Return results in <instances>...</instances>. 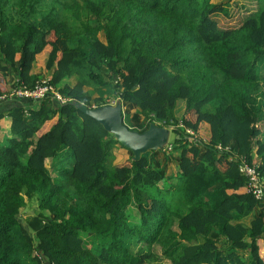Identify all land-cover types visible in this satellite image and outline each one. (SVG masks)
<instances>
[{"label":"trees","instance_id":"16d2710c","mask_svg":"<svg viewBox=\"0 0 264 264\" xmlns=\"http://www.w3.org/2000/svg\"><path fill=\"white\" fill-rule=\"evenodd\" d=\"M260 2L0 0V93L33 85L41 63L48 71L39 77L70 98L29 100L5 113L0 264H264V203L215 149L229 144L264 173ZM85 84H110L112 96L134 105L122 112L130 128L181 121L198 134L206 125L208 140L200 146L175 128L174 173L152 150L111 163L123 145L72 103H106ZM25 198L34 212L22 223Z\"/></svg>","mask_w":264,"mask_h":264},{"label":"built area","instance_id":"2783aa9c","mask_svg":"<svg viewBox=\"0 0 264 264\" xmlns=\"http://www.w3.org/2000/svg\"><path fill=\"white\" fill-rule=\"evenodd\" d=\"M52 96L59 102H65L70 99L63 95L60 90L56 89L55 86L50 83L45 77H38L33 85H28L23 82H19L14 85L9 91L0 93V100L14 99V98H25L26 100L37 101L41 98ZM115 99L111 101L113 103ZM94 105V104H92ZM25 113L27 111L25 109ZM159 124V123H158ZM167 126L170 131L175 128H181L183 135L188 141H192L200 146H204L207 141H204L196 130L190 126L185 125L183 122L178 121L177 123L160 124ZM172 144L168 141L165 149H171ZM215 149L219 153H224L228 160L236 163L239 172L244 176V185L247 192L251 193L256 199L264 203V173H262L256 162L249 161L243 154L238 153L237 148L230 146L229 144L216 143ZM34 253L39 256L37 250ZM41 264H47L45 260L41 261Z\"/></svg>","mask_w":264,"mask_h":264},{"label":"water","instance_id":"95a60500","mask_svg":"<svg viewBox=\"0 0 264 264\" xmlns=\"http://www.w3.org/2000/svg\"><path fill=\"white\" fill-rule=\"evenodd\" d=\"M72 103L83 112L95 118L102 126L111 132L115 139L129 148L133 158H138L142 152L164 148L169 139L170 129L165 125L151 122L142 131L128 127L122 116V101L117 98L113 103L87 105L73 100Z\"/></svg>","mask_w":264,"mask_h":264},{"label":"crops","instance_id":"0c3cea01","mask_svg":"<svg viewBox=\"0 0 264 264\" xmlns=\"http://www.w3.org/2000/svg\"><path fill=\"white\" fill-rule=\"evenodd\" d=\"M217 1V0H214ZM263 0H261L260 5H262ZM264 4V3H263ZM47 69L45 70L44 68H41V63L36 64V66H34V68L32 69V72L34 74H36L38 77L41 76L40 74L44 73L47 74ZM16 71L12 70L11 68H8L6 70V77L8 79L9 82H14L17 78H16ZM97 86L95 85H91V84H85L83 86L84 90H88L90 91L93 95H100L98 92H96ZM104 89H106V87H103ZM101 96V95H100ZM117 99V98H115ZM122 101V100H121ZM111 102V101H109ZM108 103V102H106ZM28 104V100H26L25 98H14V99H4V100H0V112L4 113L3 117L0 118V136L6 132L9 129V124H10V119H9V115L5 114L9 108L13 107V106H25ZM135 109V106L122 101V112H125L126 110H128L129 112H133ZM117 146V147H116ZM116 146L114 147V152L116 153L117 156H128V153L131 151L129 148L121 146L120 144H116ZM130 150V151H129ZM116 151V152H115ZM179 150L175 149L172 151L171 156L169 155V157L165 156V153L163 150H152V152L150 153L151 155L154 156V162L161 166L162 169L165 170V172L170 173L171 172V168L175 167L178 164V159H179V155L177 156V152ZM149 154V155H150ZM258 160V157H257ZM256 161V160H255ZM254 212L257 214L258 213V209L255 208ZM251 217V214L244 218L245 221H248L249 218Z\"/></svg>","mask_w":264,"mask_h":264},{"label":"rangeland","instance_id":"374dc122","mask_svg":"<svg viewBox=\"0 0 264 264\" xmlns=\"http://www.w3.org/2000/svg\"><path fill=\"white\" fill-rule=\"evenodd\" d=\"M212 1H214V0H212ZM217 1H220V0H217ZM216 1V2H217ZM262 72H264V69H262L261 70ZM84 79H86L87 80V78H84ZM92 85V84H91ZM107 87H106V89H104L103 87H96L97 88V90H96V92H98L100 95H101V98H102V100H104L105 102H109V101H112L113 99H115V98H119V97H114V96H112V95H115V93H111L112 92V90H111V85L110 84H107L106 85ZM116 100V99H115ZM95 105V104H94ZM206 126V125H205ZM205 126H203L200 130H199V132H201V133H199L200 135V137L204 140V141H207L208 139V137H206L202 132H204L205 130H206V127ZM174 131H170V133H169V139H168V141L169 142H173V137H174ZM117 147V146H116ZM158 149H160V148H157L156 150H158ZM113 150V152H114V148L112 149ZM174 150V147H173V145H172V148L171 149H168V150H166V149H164L163 151H164V153H165V156L166 157H169V155L171 156V154H172V151ZM179 150V149H178ZM116 152V151H115ZM179 152H180V150L176 153L177 154V156L179 155ZM67 153H68V155L66 156V158H65V161L67 162V163H71L72 162V156H71V153H70V151H67ZM130 156V152L128 153V156L126 157V156H117V154L116 153H113L111 156H110V159H111V163H120V162H123L125 159H127L128 157ZM180 156V155H179ZM198 157L199 158H203V156L201 155V154H198ZM68 166H70V164H68ZM172 170V172L174 173L176 170H177V165L173 168H171ZM167 182V181H166ZM167 184H169V186H172V185H174V183L173 182H168ZM27 198H25V200H26ZM33 208H34V203L33 202H30V201H28V200H26V203H25V205L20 209V212H19V215H18V217H19V219H20V221L22 222V223H24V221H22V218L24 219V217H26V215H28L29 213H31V212H34L33 211ZM132 210V209H131ZM81 236L84 238V240L87 242V244L88 245H90L91 243H92V241H93V233L92 232H86V233H84V234H81ZM135 244L133 245V247L135 248V249H137V241L136 242H134ZM142 245H143V243H142ZM160 264H172V262L170 261V260H168V258H164V259H162L161 260V263Z\"/></svg>","mask_w":264,"mask_h":264}]
</instances>
